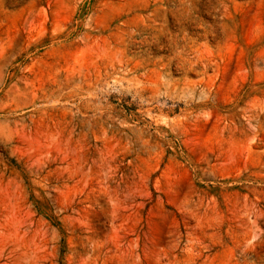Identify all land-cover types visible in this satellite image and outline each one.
<instances>
[{
	"label": "rangeland",
	"instance_id": "rangeland-1",
	"mask_svg": "<svg viewBox=\"0 0 264 264\" xmlns=\"http://www.w3.org/2000/svg\"><path fill=\"white\" fill-rule=\"evenodd\" d=\"M0 264H264V0H0Z\"/></svg>",
	"mask_w": 264,
	"mask_h": 264
}]
</instances>
